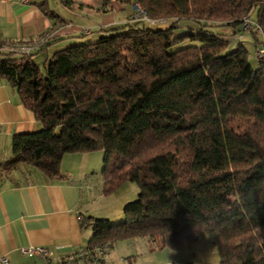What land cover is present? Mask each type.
<instances>
[{
	"label": "trees",
	"instance_id": "16d2710c",
	"mask_svg": "<svg viewBox=\"0 0 264 264\" xmlns=\"http://www.w3.org/2000/svg\"><path fill=\"white\" fill-rule=\"evenodd\" d=\"M123 1L147 19L58 49L42 67L2 52L0 79L41 126L12 136L0 170L62 177L64 155L101 151L103 192L132 182L138 193L119 223L79 215L89 253L139 236L177 248L205 233L218 264H264V59L253 67L243 43L264 45V0Z\"/></svg>",
	"mask_w": 264,
	"mask_h": 264
},
{
	"label": "crops",
	"instance_id": "0c3cea01",
	"mask_svg": "<svg viewBox=\"0 0 264 264\" xmlns=\"http://www.w3.org/2000/svg\"><path fill=\"white\" fill-rule=\"evenodd\" d=\"M135 12L134 4L123 0H71L68 6L61 0L0 2V42H37L30 59L41 66L54 51L94 41L106 29L133 20ZM2 57L4 53L0 52ZM40 126L34 114L21 104L15 88L0 79V163L11 156L14 134L32 132ZM93 155H64L60 165L63 176L56 178L46 179L30 166L19 165L10 172L0 170V258L6 257V264H42L37 258L22 255L20 247H50L56 257L70 256L87 244L91 232L81 226L79 215H88L83 196ZM65 157L72 163H65ZM106 246L99 264H119L106 262Z\"/></svg>",
	"mask_w": 264,
	"mask_h": 264
},
{
	"label": "rangeland",
	"instance_id": "374dc122",
	"mask_svg": "<svg viewBox=\"0 0 264 264\" xmlns=\"http://www.w3.org/2000/svg\"><path fill=\"white\" fill-rule=\"evenodd\" d=\"M249 18L250 20L255 19V11L250 13ZM147 24L151 28L157 29L168 26L169 22L153 20L148 21ZM85 30L88 31V29ZM258 37L261 40V36L258 35ZM253 41L254 38L252 36L243 37V43L249 52V62L253 67H257L258 64L254 58ZM185 44L188 43L185 42L182 45ZM93 154V159L91 160L93 168H91L90 175L86 178L88 186L83 196L84 209H86L88 215L97 218L109 217L112 222L119 223L123 220V216L121 215L118 218L116 216L122 213L125 203L137 197L138 187L135 183L125 182L112 193L105 194L101 177L102 152L94 151ZM68 158L70 157H65L64 162L72 163ZM20 166L24 168L27 165L23 164ZM86 229L91 232L90 226H87ZM104 255L105 251L103 258ZM189 259L197 264H218L219 256L208 234L202 233L193 242L184 241L177 248H156L142 236L132 239H120L106 246V262H119V264H128V262L134 264H187Z\"/></svg>",
	"mask_w": 264,
	"mask_h": 264
},
{
	"label": "built area",
	"instance_id": "2783aa9c",
	"mask_svg": "<svg viewBox=\"0 0 264 264\" xmlns=\"http://www.w3.org/2000/svg\"><path fill=\"white\" fill-rule=\"evenodd\" d=\"M16 1L22 4L32 3L34 0H0V2ZM135 17L141 19H147L144 10L138 4H134ZM250 21L245 19L244 27L248 29ZM88 31L85 30V33ZM37 46L35 41H4L0 42V52H10L16 54L30 55L33 49ZM254 56L258 60L264 59V45L258 46L254 50ZM19 252L22 255L37 258L42 261V264H99L104 258L102 249H95V252L89 253V249L82 248L81 250L73 253L70 256H56L54 249L46 246H26L20 247ZM8 259L6 257L0 258L1 264H6ZM187 264H197L193 260L189 259Z\"/></svg>",
	"mask_w": 264,
	"mask_h": 264
}]
</instances>
